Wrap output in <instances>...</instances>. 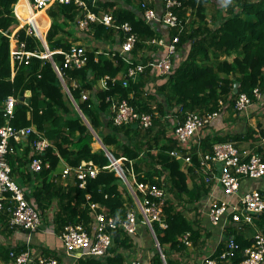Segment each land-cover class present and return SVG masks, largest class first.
I'll list each match as a JSON object with an SVG mask.
<instances>
[{
    "label": "trees",
    "instance_id": "trees-1",
    "mask_svg": "<svg viewBox=\"0 0 264 264\" xmlns=\"http://www.w3.org/2000/svg\"><path fill=\"white\" fill-rule=\"evenodd\" d=\"M84 1L95 13H110L115 18L111 25L90 22L87 35H91L92 39L86 35L84 43L88 46L87 64L81 68H64V54L57 52L69 50L76 40L73 30L81 16V7L73 2L55 3L47 9L52 18L46 35L48 46L54 52L53 59L73 98L92 128L105 145H115L117 148L113 151L115 158L126 157L124 165L129 170L133 167L138 181L166 191V200L162 205L166 227L158 220L153 221L152 226L166 263L178 264L173 255L187 252V244L181 239L185 233H191L190 240L195 244L206 241L201 239L203 235L196 225L201 214L199 208L212 185L202 178L201 155L212 154L216 142L230 141L240 151L258 153L264 160L262 122L253 126L246 121L238 132L198 138L197 145L190 149L181 147L177 138L170 134L176 124L185 122L186 114L190 111H218L220 114L217 117H223L230 109L239 115L249 110L251 116L257 115L262 105L260 100L264 98V0H224V8L218 9L219 14L212 17L215 23H211L207 17L206 4L218 6L222 3L220 0H178L180 5L171 7L172 13L178 18L175 26L157 20L147 22L143 17L142 2L146 1L155 8L161 17L164 0H99V7L95 6V0ZM17 2L0 0V124L6 121L4 102L7 97H20L21 93L30 91L31 104L20 106L18 103L11 124L16 128L33 125L40 135L32 133L27 136L29 152L25 156L9 154L13 178L25 190L30 203L42 219H46L56 235L70 223H82L91 228L94 213L91 202L95 203L96 211L116 218H124L131 210L136 212L135 200L118 171L105 168L110 163L105 150L93 149V133L63 88L52 61L32 56L28 64L17 61L12 67L9 35L19 24L14 13ZM124 22H128L132 32L137 35L133 49L126 52V56L120 50L111 48L125 40L127 34L121 27ZM17 34L19 42H26V50L44 51L39 38L29 35L26 28L19 29ZM175 37H178V41L175 43V53L170 56L171 68L167 73H160L154 64L164 56L159 57V51H156V47L159 46L158 49L161 45L156 46L151 40L164 38L170 43ZM91 42L94 45L100 43L103 52L98 53L100 49L90 45ZM161 47L165 49L166 58L168 47ZM150 50L156 52L150 54ZM108 51V55L115 52L113 57H108ZM220 53L226 57L222 59ZM130 64L143 65V71L134 78L125 76ZM119 74L125 76V83L108 81L103 88L95 86L105 75L115 77ZM236 83L239 84L237 93L234 92ZM255 89L260 92L261 98L256 96ZM83 92L87 94L86 99L82 98ZM241 93L247 94L252 102L246 111L234 108ZM122 100H127L140 113L154 115L157 112L158 116L153 118L148 127H134L133 123L116 124L112 118V106L114 102ZM38 137H45L50 142L49 147L40 154L36 153L34 147L30 149L32 141ZM9 142L17 148L18 142L14 138ZM174 149L183 155L195 150H199V153L193 155L192 165L183 169L181 159L170 154ZM30 150H33L32 155L29 154ZM34 157L43 160L39 171L30 168ZM61 161L71 167L90 162L98 166L100 171L95 178L89 177L85 186L81 187L80 180L73 175L65 179L61 171L50 175L52 170L58 169ZM22 167L29 170L25 172ZM246 181H257V184L245 192L258 189L264 196V176L241 179V194L244 193L242 186ZM135 190L142 196L139 189ZM53 207L55 211L50 218L49 210ZM193 213L196 216L194 219L190 215ZM137 219L136 232L127 233L122 229L114 231L113 242L108 252L101 257L70 258L57 250L47 252L46 257L55 258L61 264H131L127 252L134 249L139 241L142 244L145 234L152 236L150 249L153 250V257L146 262L142 260L143 263L163 264L150 227L139 212ZM9 221L10 215L5 205L0 210V236L10 238L17 230L29 231L11 225ZM247 227H257L264 234V212L254 216L253 225L234 223L226 228L224 240L211 256L218 264H239L243 260V249L253 242L252 238L246 237ZM229 237H233L241 249L233 257L223 258L222 253ZM26 249L24 244H5L0 237V260L9 262L11 250L20 253Z\"/></svg>",
    "mask_w": 264,
    "mask_h": 264
},
{
    "label": "built area",
    "instance_id": "built-area-1",
    "mask_svg": "<svg viewBox=\"0 0 264 264\" xmlns=\"http://www.w3.org/2000/svg\"><path fill=\"white\" fill-rule=\"evenodd\" d=\"M75 3L81 7V16L78 17V25L81 29L89 32L90 22L98 21L105 25H111L115 22V18L110 13H105L98 17L94 12L88 9L84 0H29L33 11L40 12L41 9H46L54 3ZM180 5L178 0H164V8L162 16L159 17L155 9L142 2L144 8L143 17L147 22L163 21L169 26H175L178 18L172 13L171 7ZM15 12V11H14ZM16 15V14H15ZM83 15V16H82ZM17 17V16H16ZM26 28L29 35L37 36L34 26L31 22H26L14 29L10 38V58L12 63L25 62L28 64L32 56H39L45 58L44 52L35 49L34 51L26 50V42L18 40V30ZM122 29L127 34L125 40L121 44L122 54L126 56V52H130L136 41L137 35L132 32V26L128 22L121 24ZM178 37L173 39V42L167 43L164 38H154L151 40L156 45H166L168 47V56L162 60L157 61L154 65L160 73H167L171 68L170 56L175 53V43ZM64 68H81L87 64L88 55L87 49L81 44H74L72 47L63 51ZM57 71L60 69L56 66ZM143 71V65H129L125 76L134 78L138 72ZM14 74V72H13ZM124 76V77H125ZM123 76L111 77L105 75L101 80L102 87L107 86L108 81H120ZM125 83V80L123 81ZM64 84L65 91L71 96L70 88ZM257 97L261 98L258 89L254 90ZM82 98L86 99L87 94L83 92ZM23 102L29 105L21 97L9 95L4 102V113L6 121L0 124V210L6 205L7 211L10 215V224L18 227L28 229L30 231L38 230L43 223V219L39 212L34 208L26 196L25 190L16 182L12 176V167L9 163V154L16 153L15 147L10 145L9 140L14 138L15 141L26 138L32 133L38 135L39 132L33 125L27 127L16 128L11 124V119L14 117L16 105ZM251 99L245 93H241L235 102V109L238 111H246L251 105ZM113 120L116 124L124 123H138L140 126L148 127L152 124L153 118L158 116L150 113H140L127 100H122L118 103L114 102L112 106ZM220 113L214 111L211 113L202 112H187L186 120L183 123H178L174 127L173 135L177 138L181 147L188 149L197 145L198 135L200 132L210 124ZM50 142L45 137H38L32 141V147L36 153L40 154L49 147ZM192 146V147H191ZM199 153V150L181 154L176 149L172 150L170 154L178 158H183L188 165H192L193 155ZM200 172L202 178L207 184H215L222 187L223 191L230 198L227 200L214 199L207 207V215L212 223H219L221 218L226 215L230 216L232 222L242 223L245 225L254 224V216L264 212V196L258 189H251L247 192L239 194L241 179H254L264 176V160L258 153L240 151L234 142H216L213 144V151L201 155ZM47 166L49 165L46 163ZM43 160L34 157L30 162V168L34 171L42 169ZM107 169H115L117 167L113 164L107 165ZM116 170V169H115ZM54 171V170H52ZM100 171V168L90 162L81 163L76 167H71L65 163L62 172V178L75 176L80 180V186L84 187L86 180L91 177L95 178ZM52 173V172H51ZM143 186V187H142ZM139 190L142 196L134 191L133 187L130 189L133 192L134 200L137 206V211H129L124 218L114 217L96 211L95 203H90L94 210L93 220L91 221V228L86 227L82 223H70L58 234L59 239L63 245V252L65 256L70 258H79L83 256H98L101 257L108 252L109 247L113 242V234L117 229H122L127 233H134L137 229V212L141 213L145 222L150 227L155 244L158 248L160 256L165 262V257L161 249L157 235L153 229L152 222L158 220L163 227L166 223L163 220V203L166 200V191L163 188L144 184L140 186ZM88 199L90 196H87ZM231 197H236V201L232 202ZM190 232L182 236V242L190 245ZM253 242L250 246L243 249L244 258L239 264H261L264 260V234L256 228L253 234ZM240 244L237 243L233 237H229L226 242V247L222 253L223 258H231L240 250ZM10 264H61L55 258H47L46 256L36 257L30 249H26L20 253L11 250L9 253ZM131 264H144L140 259H133ZM202 264H218L213 257H207Z\"/></svg>",
    "mask_w": 264,
    "mask_h": 264
},
{
    "label": "crops",
    "instance_id": "crops-1",
    "mask_svg": "<svg viewBox=\"0 0 264 264\" xmlns=\"http://www.w3.org/2000/svg\"><path fill=\"white\" fill-rule=\"evenodd\" d=\"M97 1H99V0H95V6L99 7ZM149 1H152V0H149ZM17 3L18 4L20 3L19 4L20 6ZM17 3L14 6L15 14L19 20V24L17 25V27L21 24L26 23V22H31L32 25L34 26V28H36V32L38 35V33L42 31V28H40L38 26V22L39 23L45 22V27H47L45 30V34H46L48 32L50 26H51V23H52V18L48 15L47 10L42 9L40 12L33 11V9L30 6L29 0H18ZM156 4L158 6L160 5L158 3V1H156ZM209 4H210V6L211 5L214 6L211 3H209ZM222 5L223 4L221 3L218 6H214V12H216V14L212 13L211 19H209V17H208V19L210 20L211 23H215L214 21L212 22V17L219 14L218 9H223ZM208 8L209 7L206 4V14H208V12H207ZM88 9H89V7H88ZM162 10H163V8H162ZM90 11L94 12L92 10H90ZM160 11H161V9H160ZM95 14L98 17H100L103 14H105V12L100 11L99 14H97V13H95ZM218 21H219V19H218ZM162 27L164 28V26H162ZM12 32H11V34H12ZM45 34H44V40H42L41 38L40 39L43 41V43L45 44V47H46ZM73 34H74V37H76V40L71 38V40H74L73 44L78 43V44L84 45L85 47H88L84 44L86 42V35L88 33H87V31H85L79 27L78 21H77L75 29L73 30ZM87 36H88V39H92L91 35H87ZM93 42H91L90 45L96 46L97 48L100 49L98 51V53H102L104 49H102L101 44L98 43V44L94 45ZM121 44L117 43L116 45H114L111 48L120 50V53L122 54ZM109 47L110 46H108L107 48L109 49ZM157 47H159V46H157ZM157 47H156V51L157 50L159 51V54H158L159 57L164 56V58H165L164 47L160 46V48H158V49H157ZM156 51L150 50L149 53L150 54L155 53ZM108 53H109V51L106 54L108 55ZM51 54H52L51 50L46 48L43 55H47V57H50V59H52ZM114 54H115V52H114ZM220 57L222 59H224L226 57V55L224 53H220ZM12 66H14L13 63H12ZM95 86L101 87L102 86L101 80H99ZM152 91H155V89H153ZM248 111H246V118H243V119H245V121H241V120L236 121L235 120V122L233 124L227 123L226 116H228V115L230 116V114L228 112H226L223 115V117L215 118L209 126H207L205 129H203L201 131V133L199 134L198 138L202 139L206 136H213L215 134L224 135L227 133L238 132L239 130H241L244 127V125L247 122L250 123V121H249L250 117L256 118V116L258 115V114L257 115L255 114V115L251 116ZM232 116H233V114H232ZM250 124H252V123H250ZM170 134L172 135L173 132H171ZM31 146L32 145H30V149L32 148ZM28 148H29V145L27 144V137H26V138H24L18 142V145L16 148L17 155L18 156H25L29 152ZM99 148H102V147H99ZM99 148L94 147L93 149L97 150ZM31 151H33V150H30L29 154L32 155ZM108 156L110 157V160H112L113 158L115 159V156H111V155H109V153H108ZM64 164H65V161L60 163L58 169L56 171H52V173L50 175L52 176L55 174V172L56 173L60 172L63 169ZM16 165H18V164H16ZM22 169H24L25 172H27L29 170V168H27V167L26 168L22 167ZM197 183H198V181H197ZM255 184H257V181H246V182H244L242 188L244 189V192H245V190H247L250 187L252 188ZM239 194H241V192H239ZM229 198L230 197H228L227 195L224 194L222 187H220L219 185H215V184H213L211 186L210 193L208 194L205 201L203 202V204L199 208V211L201 214L197 218L198 225H196V228L199 229L201 235H203L201 239H206V241L204 243L195 244L193 242V240H191V244L187 245V252L185 254L173 255V257L178 260V264H202L205 258L210 257L214 254L217 247L221 244V241L224 240L226 228L228 226L234 224V223L232 222L231 217L226 216V215H224L221 218L219 223H217V224L212 223L211 220L209 219L208 215H207V207L210 205V202L214 199L227 200ZM231 201L232 202L236 201V197H234V198L231 197ZM50 211L51 210H49V215L51 218L52 213ZM190 215H192V218L196 217L194 213L190 214ZM46 224H47L46 219H43L42 226L37 231L24 232L21 230H17L13 234V236H11L10 238H4L3 236H0V237L2 238V241L5 244H11L12 246L16 245V244H24L27 248H29L33 252V254L36 257L46 256V255H48L47 252L53 251V250H57L59 252L61 251L63 253V245L61 244V240L59 239L58 235H56V233L51 228H49V224H47V225ZM246 234H247L246 237L252 238L253 237V229L251 227H247ZM151 237L148 235L145 236V234H144L143 239H142V244H141V241H139L138 244L136 246H134L135 247L134 249H132L130 251L127 250L128 251L127 252L128 258L130 260L140 259V260H144L145 262L148 260H152L151 258L153 257V250L150 249ZM0 264H10V262L0 260ZM262 264H264V262H262Z\"/></svg>",
    "mask_w": 264,
    "mask_h": 264
},
{
    "label": "rangeland",
    "instance_id": "rangeland-1",
    "mask_svg": "<svg viewBox=\"0 0 264 264\" xmlns=\"http://www.w3.org/2000/svg\"><path fill=\"white\" fill-rule=\"evenodd\" d=\"M220 2H222V4H224V0H220ZM18 4V3H17ZM20 4V3H19ZM18 4V5H19ZM20 6V5H19ZM207 6L209 7L208 8V10H207V12H208V14H207V17H209V19H211V15H212V13H215L216 14V12H214V6H210V4L208 3L207 4ZM224 8V7H223ZM217 16V15H216ZM113 53H110L109 55H108V57H113ZM57 70V69H56ZM58 74H59V72H58ZM60 75V74H59ZM117 76H123L122 74H119V75H117ZM62 79V78H61ZM123 82L124 80H123V78L120 80V82ZM62 82H65L63 79H62ZM102 87V86H101ZM261 104L262 105H260L259 106V108H258V112H257V114H259V115H257L256 116V118H251L250 117V119H249V121H250V123H252L254 126H258V124L259 123H261L262 122V124L264 125V98H261ZM75 102H76V100H75ZM74 102V104L76 105V103ZM77 106V105H76ZM78 110H79V113H80V115H81V117H82V119H83V121L86 123V125L91 129V131H92V133H93V136H94V141H93V143H92V147L94 148V147H96V148H99V147H102L104 150H105V152H106V154L108 155V153H109V155H111V156H114V154H113V151L114 150H117V148L115 147V145H110V146H108V145H105L104 143H103V141H102V139L100 138V136L97 134V132L92 128V126H91V124H90V122L88 121V119H87V117L85 116V114L82 112V110L78 107ZM229 114H230V116L228 115V116H226V120H227V123L228 124H233L234 122H235V120L236 121H238V120H240V119H243V118H245V116H246V114H242V115H239L235 110H232V109H230V110H228L227 111ZM232 114H233V116H232ZM85 117V118H84ZM89 124V125H88ZM95 142V143H94ZM160 146V145H159ZM192 147V146H191ZM186 149H188V147H186ZM109 159H110V157H109ZM179 159H181V161H182V168L183 169H187V166H188V164L185 162V160L183 159V158H179ZM125 160H126V157H121V158H113L112 160H110V163L109 164H113V166H115V167H117V168H115L117 171H118V173L120 174V176L122 177V179H123V181L125 182V185L127 186V188H128V190H129V192L132 194V196H133V192H132V190L130 189V187H133L134 188V191H135V189H139V188H141L140 186L141 185H144L142 182H140V181H138L137 180V174L134 172V169H133V167H130V170H129V168H126L125 167ZM63 161H61L60 163H62ZM59 163V164H60ZM133 163V162H132ZM116 164H118V165H116ZM65 165V164H64ZM188 182L189 183H191V180L189 179L188 180ZM191 185H192V183H191ZM143 187V186H142ZM136 192V191H135ZM133 198H134V196H133ZM51 211V213H53L54 211H55V207H53L52 209H50ZM47 225V224H46ZM252 231V230H251ZM253 232H254V229H253ZM252 233V232H251ZM63 254V253H62ZM64 255V254H63Z\"/></svg>",
    "mask_w": 264,
    "mask_h": 264
},
{
    "label": "clouds",
    "instance_id": "clouds-1",
    "mask_svg": "<svg viewBox=\"0 0 264 264\" xmlns=\"http://www.w3.org/2000/svg\"><path fill=\"white\" fill-rule=\"evenodd\" d=\"M55 4V3H54ZM16 5V4H15ZM53 5V4H52ZM51 5V6H52ZM49 8V7H48ZM48 8H46V9H44V10H47ZM42 10V9H41ZM15 13V12H14ZM16 16V15H15ZM18 19V18H17ZM24 28V27H23ZM21 29V28H20ZM19 31V30H18ZM46 35H47V33L45 34V43H46V47H45V44L43 43V41L41 40V39H39L40 41H41V43H42V46H43V49H44V51L46 50V48H48V49H50L49 48V46H48V43H47V40H46ZM37 37V36H36ZM78 44V43H77ZM74 45V44H73ZM84 46V45H83ZM85 47V46H84ZM86 48V47H85ZM87 49V48H86ZM44 51H42V52H44ZM52 52V54H51V58L52 59H50V57H45V58H49L51 61H52V63H53V65H54V67H55V69H56V66H57V64L55 63V61H54V59H53V51H51ZM57 52H62L63 53V51L62 50H58ZM12 62V61H11ZM12 64V63H11ZM15 66V65H14ZM14 66H12V67H14ZM59 68V67H58ZM57 71V70H56ZM61 71V70H60ZM13 72H14V74H15V69H13V71H12V74H13ZM57 73H58V71H57ZM14 74H13V76H14ZM60 74V75H59ZM58 75H59V78H60V80L62 81V79L64 80V78H63V75H62V72H60ZM62 78V79H61ZM65 81V80H64ZM63 83H65L66 85H67V83L66 82H62V85H63V88H64V84ZM68 86V85H67ZM99 88H103V87H99ZM68 94V93H67ZM68 96H69V98L71 99V101H72V103H73V105L75 106V108L77 109V111L79 112V110H78V105H77V102H75V99L73 98V96H72V93H71V96L68 94ZM21 97V96H20ZM25 101V100H24ZM27 102V101H26ZM74 102L76 103V105L74 104ZM20 103H23V102H20ZM29 105L31 104V103H28ZM23 105H24V103H23ZM26 105V104H25ZM35 127V126H34ZM256 228L257 227H254L253 229H254V232H253V234L256 232ZM258 229V228H257ZM28 230V229H27ZM30 231V230H29ZM37 231V230H36ZM158 239V238H157ZM155 241V240H154ZM159 241V240H158ZM227 242V241H226ZM29 249V248H28ZM160 254V253H159ZM161 257V256H160ZM165 257V256H164ZM162 258V257H161ZM162 260H163V258H162ZM163 264H167L166 263V259H165V262H164V260H163Z\"/></svg>",
    "mask_w": 264,
    "mask_h": 264
},
{
    "label": "water",
    "instance_id": "water-1",
    "mask_svg": "<svg viewBox=\"0 0 264 264\" xmlns=\"http://www.w3.org/2000/svg\"><path fill=\"white\" fill-rule=\"evenodd\" d=\"M238 86L239 84L236 83L234 86V92L237 93L238 92ZM21 98L22 100L27 101V103H31V92L30 91H25L24 93H21ZM20 106L23 105V103H19ZM134 127H138L139 124L138 123H133Z\"/></svg>",
    "mask_w": 264,
    "mask_h": 264
},
{
    "label": "bare ground",
    "instance_id": "bare-ground-1",
    "mask_svg": "<svg viewBox=\"0 0 264 264\" xmlns=\"http://www.w3.org/2000/svg\"><path fill=\"white\" fill-rule=\"evenodd\" d=\"M38 26L40 27V28H42V31L41 32H39L38 33V36L42 39V40H44V34H45V30H46V28L47 27H45V22H43V23H39L38 22ZM35 31H36V28H35ZM37 33V32H36ZM46 56V55H45ZM85 118V117H84ZM89 125V124H88ZM116 165H118V164H116Z\"/></svg>",
    "mask_w": 264,
    "mask_h": 264
}]
</instances>
